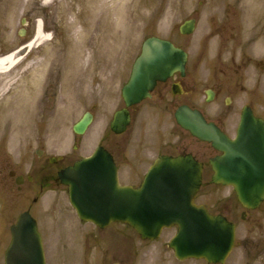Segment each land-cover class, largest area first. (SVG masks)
<instances>
[{"label": "rangeland", "instance_id": "1", "mask_svg": "<svg viewBox=\"0 0 264 264\" xmlns=\"http://www.w3.org/2000/svg\"><path fill=\"white\" fill-rule=\"evenodd\" d=\"M187 19L196 20L195 31L181 36L178 26ZM38 21L47 39L17 54L19 64L0 73V159L10 157L16 174L27 175L39 166L54 175L63 164L45 167L47 156L75 160L99 144L109 146L115 137L110 121L123 105L121 88L150 36L170 40L188 53L182 85L188 95L174 98L166 118L169 129L181 103L211 120L227 118L231 135L244 106L264 119V0H0V57L31 43ZM206 90L216 92L210 102ZM88 111L93 122L85 135H74L73 124ZM148 112L137 120L142 126V119H148L143 129L153 124L149 114L156 118ZM39 150L43 153L37 156ZM0 185V264L10 242L9 227L27 210L38 223L46 264H203L174 258L167 243L176 228L164 230L155 241L142 240L119 224L100 230L78 220L67 189L58 183L39 193L26 186L19 192L0 175ZM196 204L228 215L236 226L235 246L225 264H264V250L246 247L249 238L264 236V204L242 221L243 209L232 189L211 184L200 189ZM253 218H261L263 228L251 233Z\"/></svg>", "mask_w": 264, "mask_h": 264}, {"label": "water", "instance_id": "2", "mask_svg": "<svg viewBox=\"0 0 264 264\" xmlns=\"http://www.w3.org/2000/svg\"><path fill=\"white\" fill-rule=\"evenodd\" d=\"M194 20L185 21L179 32L194 30ZM187 55L172 43L147 38L135 60L129 81L122 88L127 107L139 103L174 72H184ZM177 124L194 137L210 142L222 152L211 160L212 183L232 186L238 201L255 209L264 199V121L252 116L245 108L234 141L220 136L207 125L197 111L180 107L175 114ZM92 117L85 114L73 127L83 134ZM124 112H117L110 128L121 133L128 125ZM60 183L68 187L69 201L81 221L100 228L111 222L131 226L142 239L154 240L163 228L177 226L169 242L179 260L205 259L222 263L234 242V227L220 216H211L203 206L194 204L201 185V165L190 156L156 160L138 189L119 185L111 156L101 147L58 174ZM11 243L5 264H44V255L36 222L23 213L10 227Z\"/></svg>", "mask_w": 264, "mask_h": 264}, {"label": "flooded vegetation", "instance_id": "3", "mask_svg": "<svg viewBox=\"0 0 264 264\" xmlns=\"http://www.w3.org/2000/svg\"><path fill=\"white\" fill-rule=\"evenodd\" d=\"M187 76L188 72L185 73L184 77H181L180 74H174L164 83H158L152 91L149 99H146L138 105H134L127 109L130 117V123L126 131L122 134L124 136L121 138L116 137L119 139L112 138L109 146L103 145L104 148L111 154L114 164L117 167L119 177H126L128 180H132L129 181L130 183H126L127 185L138 187L143 181L149 166L159 156L175 157L186 154L192 155L199 163L202 164V182L208 183L211 180L213 172L209 161L211 158L221 155V153L214 150L210 144L201 142L191 137L190 134L181 130L176 124H174V128L171 127L169 129L168 122L166 121L174 98L180 96L174 95L173 91L180 90V87L184 84ZM188 93H192V90ZM213 94L215 98L216 92L213 91ZM182 95L188 94L187 92H182ZM169 96L170 98H168ZM145 104L148 107L143 108ZM180 105L186 104L181 103L176 106L172 112V116ZM189 107L194 109L191 106ZM122 108H124V105L119 107L117 110ZM146 108L147 111H149L148 114L152 113L156 116V118L154 120V118L149 114V123L153 124L151 126L149 124L150 127L143 129V125L148 122V119L144 117V119L141 118L144 120L142 126L137 124V120L145 113ZM202 115L206 122L213 123L226 137H233L227 130V118L219 121L217 119H209L204 113ZM8 158L10 157L0 159V167H2L0 175H3L5 179L8 178L10 182L15 184V180L18 176H20V174H16V170L10 168L11 162ZM57 163H61L63 164V167H66L73 163V159L66 161V157H63ZM57 163L51 164L50 157L47 156L44 158L43 165H45V167L52 168V166H55ZM34 170L36 174L39 173V179L37 178L38 174H34ZM34 170L29 172L30 175L27 174L26 176H22L21 185L16 186L17 191L21 192L26 186L25 188L27 191H31V193H39L45 188V185L49 184L51 180L54 179L52 172L46 171L44 167L37 166ZM29 178H31V181H29ZM32 184L33 186H31ZM5 190L6 188L4 187L3 191L5 192ZM0 192H2V185H0ZM36 199L37 198H34L33 200L36 201ZM24 200L28 201L27 196H25ZM253 212H256V210H244L243 213L245 214V220H247L246 218H251L250 216ZM213 214L223 215L220 212H214ZM224 216L228 221L232 222L228 215ZM249 224L251 233L255 230L259 231L261 227V218H253ZM124 227L129 229L127 225H124ZM259 236L260 233L258 234V237ZM258 237L256 239L253 238V241L249 238V241L246 243V247H250L252 250L255 248H261L260 250H264V242L262 241L264 240V236L259 239ZM251 245L254 247H251Z\"/></svg>", "mask_w": 264, "mask_h": 264}, {"label": "bare ground", "instance_id": "4", "mask_svg": "<svg viewBox=\"0 0 264 264\" xmlns=\"http://www.w3.org/2000/svg\"><path fill=\"white\" fill-rule=\"evenodd\" d=\"M99 1L102 4H104L106 2V0H99ZM46 39H47V36H45L42 33L41 23L38 22L36 25V32H35L34 39L32 40V42L30 44L27 45V48L30 49L34 46V44L36 42H40V41H43ZM19 52L20 51L12 52L9 55L0 57V73L9 72V71L13 70L19 64V61L21 60V58L17 57V54Z\"/></svg>", "mask_w": 264, "mask_h": 264}]
</instances>
